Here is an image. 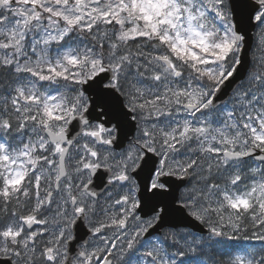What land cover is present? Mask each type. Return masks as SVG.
<instances>
[{
	"label": "snow or ice",
	"instance_id": "6c2138e0",
	"mask_svg": "<svg viewBox=\"0 0 264 264\" xmlns=\"http://www.w3.org/2000/svg\"><path fill=\"white\" fill-rule=\"evenodd\" d=\"M0 264H264V0H0Z\"/></svg>",
	"mask_w": 264,
	"mask_h": 264
}]
</instances>
